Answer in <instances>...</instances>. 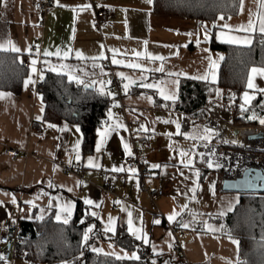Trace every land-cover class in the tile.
Wrapping results in <instances>:
<instances>
[{
    "label": "crops",
    "instance_id": "0c3cea01",
    "mask_svg": "<svg viewBox=\"0 0 264 264\" xmlns=\"http://www.w3.org/2000/svg\"><path fill=\"white\" fill-rule=\"evenodd\" d=\"M35 1L2 0L0 2V43L12 41L20 49L19 52L0 51V53H15L19 64L25 68L17 93L0 90V93L4 94L0 97V234L7 221L18 225L21 220H41L48 215L56 220L55 205L58 198L61 203L71 201L73 213L77 202L83 204L87 211H95L97 216L94 218L103 233L109 217L115 218L116 230L118 227H123L127 231L128 213L131 212L134 227L142 228L149 238L147 245L139 242L147 246L151 253L152 245H155L156 255L169 256L168 259L163 260V264H235L239 259V244L237 246L231 242L229 235L224 233V227L220 228L223 224L217 219L232 213L243 193L223 191L220 171L208 169L198 155L193 159L194 167L199 170L200 176L196 191L193 193L190 190L193 187V180L185 179L191 177L192 173L178 164L179 151L183 149L191 152L192 145L196 143V152L199 153L206 142L185 139L183 134H176L175 124L163 122L178 121L180 132L191 136L202 132L205 112L202 110L201 119L196 113L176 110L174 108L176 102L173 104L171 101H164L156 89L140 86L142 81L139 69L113 65V53L110 50L116 49V58L123 59L125 64L136 62L152 69L163 64L164 71L147 73L148 79L145 82L178 81V88L175 83L163 85L167 89L177 90V95H179L181 79L215 84L224 53L212 49L211 42L240 47L250 46L219 41L216 39V33H229L228 29L220 27L224 24L232 26L233 29L239 25H247L250 11L253 13L252 18L255 19L257 0H243V11L240 10L239 5L238 13L234 16L205 22L159 13L154 8V0L151 4L147 0H52L51 10L44 16L34 9ZM83 5L89 7L81 10ZM108 7H114L116 12L98 30L93 23L95 12ZM73 9H76L75 14ZM205 27L209 30L207 40H205ZM231 34L245 35L242 32ZM256 34L262 35L258 30L248 33L252 37V42ZM58 47L62 51L71 49L63 63L75 70L73 74L81 82L69 81L67 75L60 74L65 75L68 82L74 85L76 83L78 86H75L78 88L97 90L100 82L103 81L105 91H108L110 76L112 74L118 76L117 73H123L129 80L136 81L130 85L127 93L122 88L121 103L124 105V113L120 111L116 98L107 96L109 106L106 113L111 109L114 116L125 125L126 130L113 132L99 152L95 147L98 138L96 130L92 150L84 153L82 133L81 130L77 131V124L66 119L52 120L44 116L45 104L37 91V85L41 82L38 75L33 74L34 84H29L27 87L24 85L33 58L37 59L36 67L41 71H50L48 64L43 63L44 60H48L51 65L59 66L60 60L57 57L43 56L45 49L54 52ZM27 48L31 49V53L24 51ZM76 51L82 52L88 59H78L75 56ZM101 51L104 52L105 58L96 60L93 66L94 62L91 58L98 57ZM133 52L163 56L165 59L149 61L147 56L136 57ZM209 56L213 61L218 60L215 82L211 80ZM107 60L110 66L104 65ZM24 62L28 65L24 66ZM206 72L209 73L208 80L195 78L205 75ZM168 73L185 75L169 77ZM93 81L96 83L93 84ZM254 83L257 89L264 90V78L256 76ZM85 85L89 86L85 87ZM227 91L218 87L216 93L210 96L204 106H210L222 95H226ZM245 91L253 90L245 89ZM258 92L261 91H256V94ZM148 97H151V103ZM241 97L236 104L238 110H241L240 105L243 102ZM114 104L116 106H113ZM251 104L247 105L246 109ZM263 108L260 112L251 111L247 116L255 113L258 117H264ZM37 116L42 118L37 120ZM240 116L237 117L240 118L239 121L247 119V116L244 118ZM134 121L139 124L133 126ZM249 123L259 125L258 120ZM49 124L56 127H48ZM140 125H144L148 130L139 131ZM166 133L172 135H165ZM121 139L130 145L132 153L136 150L142 155L143 163L149 171V175L143 180L136 172L130 173L125 167ZM77 140L80 141L79 161L75 159L76 152L73 150ZM9 147L16 149L18 153L27 152V154L12 159L6 153ZM67 149L72 152L70 156L64 154ZM89 157H92L94 163L99 164V168L88 166ZM60 162L64 164L77 162L78 170L65 172ZM152 164L160 167L152 168L150 167ZM114 167H123L124 171H112ZM142 183L149 188L163 191V195L157 198L153 205L143 190ZM13 197L15 203L12 202ZM85 199H91L93 205H85ZM29 200L32 201V205L27 203ZM182 208H184L183 212H181ZM173 211L180 213L176 221L187 223L190 227L182 228L176 221L170 223L167 217ZM220 212H224V215L220 216ZM38 216L42 218L37 219ZM156 219L160 220L159 224L154 223ZM205 221L218 230L205 229ZM130 237L135 239L132 235ZM90 247L105 249L100 254L114 252L123 255L122 250L129 254L134 251L102 240L93 241ZM0 256L4 257V260H0V264H29L24 253L12 252L9 256L0 253Z\"/></svg>",
    "mask_w": 264,
    "mask_h": 264
},
{
    "label": "trees",
    "instance_id": "16d2710c",
    "mask_svg": "<svg viewBox=\"0 0 264 264\" xmlns=\"http://www.w3.org/2000/svg\"><path fill=\"white\" fill-rule=\"evenodd\" d=\"M240 0H154L159 13L194 18L199 21H213L219 16L228 17L238 13ZM210 47L224 53L215 84L181 79L178 100L174 108L184 113L200 110L218 87L232 91L235 104L246 89L250 67L264 66V35H254L250 46L240 47L211 42ZM15 53H0V90L17 93L25 74ZM44 79L37 85V91L45 104L46 118L66 119L79 126L82 133V151L89 153L93 147L95 130L105 120L109 106L107 95H100L95 89L78 88L66 80L65 75L42 71ZM160 103L159 100H156ZM264 92L256 94L246 114L261 111ZM264 111V108H263ZM222 147L234 149L231 144ZM87 209L77 202L74 213L67 224L52 216L34 221H19L14 252L24 253L29 264H163L169 258L166 254L153 255L149 248L130 237L123 227L115 234L103 233L97 220L87 215ZM84 223H81V219ZM224 226V233L239 241V260L244 264H264V193H243L234 211L218 218ZM94 225L85 245H81L84 229ZM95 240L110 241L126 250L137 251L139 261L118 260L111 255L100 254L91 249ZM138 246V247H137ZM82 253V254H81Z\"/></svg>",
    "mask_w": 264,
    "mask_h": 264
},
{
    "label": "snow or ice",
    "instance_id": "6c2138e0",
    "mask_svg": "<svg viewBox=\"0 0 264 264\" xmlns=\"http://www.w3.org/2000/svg\"><path fill=\"white\" fill-rule=\"evenodd\" d=\"M0 2H2V0H0ZM147 2L149 4H151L152 0H147ZM88 7H89V5H83L81 10L86 9ZM240 10L243 11V0H240ZM73 12L75 14L76 9H73ZM252 17H253V13L250 11L249 12V20H248L247 25H239L235 29H233L232 26L227 25V24L221 25L220 27L222 29H228L229 33L225 34L224 32H217L216 33V39L219 41H222V42L229 43V44L244 45V46L251 45L252 37H251V35H248V33H254L258 30L262 35H264V0H257V12L255 13V19H253ZM74 19H75V15H74ZM218 19H223V17L220 16V17H218ZM214 26H215V24H214ZM208 32H209V30L205 27V40L208 39ZM232 32H242V33H245V35L244 36L233 35V34H231ZM188 35H191V33H188ZM197 43H199V40L197 41ZM101 47L103 48V46H101ZM0 51L19 52L20 49L17 48L12 41H7L5 43H0ZM24 51L31 53L30 48H27ZM110 51L113 53V56H112V64L113 65H124V66L130 67L132 69H139L140 70V73H141L140 78L142 81V83L140 85L141 87L149 88V89H156L164 101H171L173 104L176 102V100L178 99L177 90L167 89L163 85H165L166 83H175L177 85V88H178V81L168 80V81H156L153 83L145 82L148 79L147 73L152 72V71L163 72L164 71L163 64H161L160 67H157L154 69L148 68V67H146L140 63H136V62L125 64V61L123 59H117L116 58V56H117V50L116 49H111ZM205 51H208V49H205ZM70 52H71L70 48L62 51L58 47L56 49V51H54V52L49 51L48 49H45L43 52V56L44 57L55 56L60 60V64L57 67V66L49 64L48 60H44L43 63L48 64L50 71L56 72L58 74L63 73L65 75H67L69 81L75 80L77 83H80L81 81L78 79V77L73 74L75 70L70 69L67 64L63 63V61L69 56ZM133 55L136 57L147 56L149 61H152V60L164 61V59H165V57H163V56H153L151 54L141 53V52H133ZM75 56L80 60L88 59L80 51H76ZM103 58H105L103 51L100 52L98 57H92L91 59L94 62L93 66H95L96 60L103 59ZM219 58L220 57H218V59ZM208 59H209V68L212 70L211 71V80H212V82H215V79H216L215 69L218 66V60L213 61L211 56H209ZM37 62L38 61L35 58H33L30 62L29 75H28V78H26L24 80L25 87H27L29 84L35 83V81L32 79L33 74L38 75L41 80L44 79L43 72L36 67ZM65 69H69V70L67 72H65L64 71ZM101 72H103L102 68H101ZM117 75L121 77L122 81H127V82L122 83V88H123L125 93H127L131 84L136 83V81H134V80H129V78L124 76L123 73H117ZM167 75L169 77H171L173 75H185V74H183V73H178V74L177 73H168ZM256 76L264 78V66H253L249 69L248 76H247L246 89H252L253 91L252 92L245 91V93L241 97V99L243 101L240 105L241 112L246 111V106L251 104V102L255 98L256 91L264 92V90H262V89H257V87L254 83V79ZM195 78L196 79H202V80H208L209 73L206 72L205 75L200 76V77H195ZM95 83L96 82L93 81V84H95ZM108 83H111V81H109ZM88 86L89 85H85V87H88ZM97 90H98L100 95H107L109 97H112L115 95L111 91H105V85H104L103 81L100 82V87ZM3 95H4L3 93H0V97H2ZM217 95H219V90H217ZM148 99H149V102L151 103V97H148ZM230 99H234V97H230ZM262 105H264V102H262ZM113 106H116V105L114 104ZM41 113H43V108H41ZM106 116H107V119L104 121H101V126L96 129L98 138L96 140L95 147H96V151H98V152L101 150L103 145L106 143L108 137L113 132L118 133L121 129H125V125L118 118H116L114 116L111 109L108 110V112L106 113ZM41 118H42L41 116H37V120H40ZM247 119L250 121L251 120H258L259 124L264 126V117H258L255 113L247 116ZM163 122L175 124V127L177 129L176 134H183L185 136V139H192V140L197 141V142H200V141L206 142V143H204V147L206 149H208V143L207 142H210L214 136H216V137L219 136V133L215 129L210 128V127H204L202 132H197L195 135L190 136L188 133H181L180 132V123L178 121L167 120V121H163ZM48 127H56V126L53 124H49ZM76 127H77V131H80L79 126L77 125ZM60 130H63V129H60ZM147 130L148 129H146L144 125H140L139 131H147ZM165 135L171 136L172 134L166 133ZM222 142L224 144L230 143L233 145H236L239 143L235 139H232V140L225 139ZM121 145L123 148L124 155L125 156H131L132 152L130 149V145L127 142H125L123 139H121ZM79 146H80V141L77 140L75 145L73 146V150L76 152L75 159L77 161H79L81 158L79 155ZM196 148H197V144L194 143L192 145L191 152H188V151L181 149L179 151L180 160L178 161V164L183 165L184 168H187L192 173L191 177H185V179H192L193 180V187H192V189H190L193 193L196 191V188L198 186L197 180L200 176L199 170L194 167L193 157L195 155H199L201 160H203L207 164L208 168H220L221 167V165L219 163H217L216 161H214V159H213V156H215V149H209L206 152L197 153ZM205 157H206V159H205ZM88 166L99 168V164L94 163L92 157L88 158ZM150 167L158 168L160 166L157 164H152ZM112 171L121 172V171H124V168L123 167H119V168L114 167L112 169ZM128 171L130 173H135L136 169L135 168H129ZM181 175H183V172H181ZM129 178L131 179V177H129ZM69 191H71V189H69ZM192 198L194 199L195 197L193 196ZM12 202L15 203L14 197H13ZM27 203L29 205H32L31 200L27 201ZM93 203L94 202L91 199H85L84 200L85 205H93ZM49 206L51 207V203ZM55 207L57 209L56 220L57 221L63 220V223L67 224L69 222V220L71 219L72 214H73V203L71 201L61 203L59 201V199L57 198V203H56ZM184 207L186 208L187 205H185ZM229 210H231V207H229ZM183 211H184V208L181 209V212H183ZM62 214H64V215L62 216ZM87 215H91L92 217H96L97 213L95 211H91V212L86 211L85 216H87ZM179 215H180V213L173 211L170 215H168L167 219L171 223L173 221H176V218ZM219 215L223 216L224 212H220ZM128 217L129 218L127 221V225H128L127 231L129 232V234L132 235L135 238V240L141 241L143 244L147 245L149 243L148 235L143 232L142 228L134 227L131 212L128 213ZM41 218L42 217H40V216L37 217V219H41ZM80 222L84 223V219L82 218ZM176 222L179 223V226L182 228L190 227V225L187 223H183L181 221H176ZM115 223H116L115 218L109 217L107 223L104 225V229H103L104 232L105 233L111 232V233L115 234V230H116L115 229ZM154 223L159 224L160 220L156 219V220H154ZM223 227H224L223 225H220L221 229ZM204 228L207 230H210V231H217L218 230L214 226L209 225L207 223V221L204 222ZM93 231H94V225H92V224H89L84 229L83 234H82V239H81V245L86 244V242L89 240L90 234H92ZM169 235H170V233H169ZM229 239L231 240V242L233 244H236L238 246L239 242L237 240H235L234 238H232L231 235H229ZM110 247H111V245H110ZM169 247L171 248V245H169ZM92 250L94 252H97V253H101L103 251L102 249H99V248H93ZM122 252H123V255H118L114 252L105 253V255L115 256L116 259H118V260H124V259H130L133 261H139L140 260V256L137 254V251H132L130 254L127 252H124L123 250H122ZM152 253H153V255L157 254V249H156L155 245H152ZM0 260H4V257L0 256ZM61 264H68V262L63 261V262H61ZM152 264H156L155 260H153ZM235 264H244V262L237 259Z\"/></svg>",
    "mask_w": 264,
    "mask_h": 264
},
{
    "label": "built area",
    "instance_id": "2783aa9c",
    "mask_svg": "<svg viewBox=\"0 0 264 264\" xmlns=\"http://www.w3.org/2000/svg\"><path fill=\"white\" fill-rule=\"evenodd\" d=\"M52 7V0H36L34 2V9L42 16L49 13ZM116 9L114 7L103 8L95 12L93 23L96 29H100L105 23H107L110 18L114 16ZM24 66L28 63L24 62ZM105 66H110L109 61L104 62ZM111 83L109 84L108 91L114 93V98L119 102L120 111L124 113V105L121 103V91H122V79L114 74L110 76ZM75 85H77L75 83ZM78 86V85H77ZM226 103L229 102L230 96L227 95ZM210 106H203L200 110L205 112V119L203 123L204 127H210L215 129L219 136L225 140L235 139L239 143L234 146V149H219L217 150L215 146L211 143L208 144V149L204 146L201 148L200 152H206L209 149H215V156H213L214 161L221 165L220 168H208L207 164L204 165L208 169H218L220 171L221 180L224 179H235L240 177L246 168L242 166V159L249 158L259 164L264 165V126H259L252 123H232L226 121L221 115L218 109L209 108ZM139 123L137 121L133 122V126H137ZM237 136V137H236ZM230 144V143H229ZM6 153L12 159H18L20 157L26 156V153H18L14 148H7ZM64 154L70 156L72 154L71 150L67 149ZM199 157V155H198ZM200 158V157H199ZM201 159V158H200ZM206 159V157H205ZM62 169L65 172H75L78 170L79 163L71 162L69 164H64L60 162ZM124 165L127 169L135 168L137 175L143 180L149 175L147 167L144 165L142 160V155L139 151L134 150L131 156L124 157ZM104 175V174H102ZM143 190L147 194L152 205L155 200L163 195L161 189H154L145 186L144 183ZM18 235V225L15 222L7 221L4 228L0 234V253L9 256L14 252V246Z\"/></svg>",
    "mask_w": 264,
    "mask_h": 264
},
{
    "label": "water",
    "instance_id": "95a60500",
    "mask_svg": "<svg viewBox=\"0 0 264 264\" xmlns=\"http://www.w3.org/2000/svg\"><path fill=\"white\" fill-rule=\"evenodd\" d=\"M223 191L240 193H264V174L252 167L246 168L240 177L222 180Z\"/></svg>",
    "mask_w": 264,
    "mask_h": 264
},
{
    "label": "rangeland",
    "instance_id": "374dc122",
    "mask_svg": "<svg viewBox=\"0 0 264 264\" xmlns=\"http://www.w3.org/2000/svg\"><path fill=\"white\" fill-rule=\"evenodd\" d=\"M227 95H229L230 97H234L232 91L228 90L226 95H222L220 98L217 99V101H214L212 102V104L210 105L209 108H216L219 110L220 112V115L228 122H232V123H249L251 122L250 120L246 119L244 121V119L242 121H239L240 118H237L238 115H241L240 117L244 118L246 117L248 114H246L247 111H244V112H241V110H238V107L237 105L235 104V101L234 99H231L229 100L228 103H226V97ZM260 125V124H259ZM262 126V125H260ZM224 139L220 136L216 137L214 136L212 141L209 142L211 143L213 146L216 147L217 150H221V149H227V147H222L221 145L224 144L222 141ZM243 166L245 167H255L254 165L253 166H247V165H244ZM109 245V244H108ZM95 247V246H94ZM105 250V249H103Z\"/></svg>",
    "mask_w": 264,
    "mask_h": 264
},
{
    "label": "bare ground",
    "instance_id": "6f19581e",
    "mask_svg": "<svg viewBox=\"0 0 264 264\" xmlns=\"http://www.w3.org/2000/svg\"><path fill=\"white\" fill-rule=\"evenodd\" d=\"M241 163H242V166H243V164L247 165V166H253L254 165L255 167L254 168L252 167L253 169L260 170L264 174V165L263 164H259V163H256L254 161H251L249 158L244 159V157H243Z\"/></svg>",
    "mask_w": 264,
    "mask_h": 264
}]
</instances>
